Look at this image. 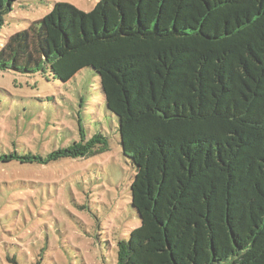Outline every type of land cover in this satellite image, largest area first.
<instances>
[{"label": "trees", "instance_id": "obj_1", "mask_svg": "<svg viewBox=\"0 0 264 264\" xmlns=\"http://www.w3.org/2000/svg\"><path fill=\"white\" fill-rule=\"evenodd\" d=\"M21 1L0 0V29ZM84 69L134 168L139 224L115 241V264H264V0L54 2L0 46L2 72L66 84ZM78 135L49 150L0 146V168L109 149L81 123ZM0 248V264H29L25 241Z\"/></svg>", "mask_w": 264, "mask_h": 264}, {"label": "rangeland", "instance_id": "obj_2", "mask_svg": "<svg viewBox=\"0 0 264 264\" xmlns=\"http://www.w3.org/2000/svg\"><path fill=\"white\" fill-rule=\"evenodd\" d=\"M96 1L15 3L0 29V46L46 15L54 2L88 12ZM97 82L89 69L66 84L48 71L34 76L0 71L4 151L13 144L19 150L64 147L78 141V123L89 137H108V151L95 157L0 168V217L9 216L0 240L18 246L25 241L20 250L29 264H36L38 247L41 264H115V241L139 224L128 208L134 168L121 153L117 119L105 109Z\"/></svg>", "mask_w": 264, "mask_h": 264}]
</instances>
